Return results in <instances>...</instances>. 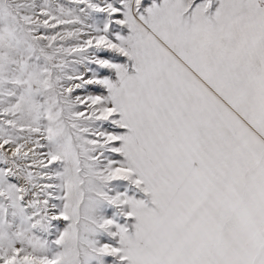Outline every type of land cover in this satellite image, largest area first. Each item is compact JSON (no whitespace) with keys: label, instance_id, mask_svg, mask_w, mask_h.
I'll list each match as a JSON object with an SVG mask.
<instances>
[{"label":"rangeland","instance_id":"1","mask_svg":"<svg viewBox=\"0 0 264 264\" xmlns=\"http://www.w3.org/2000/svg\"><path fill=\"white\" fill-rule=\"evenodd\" d=\"M0 264H264V0H0Z\"/></svg>","mask_w":264,"mask_h":264}]
</instances>
